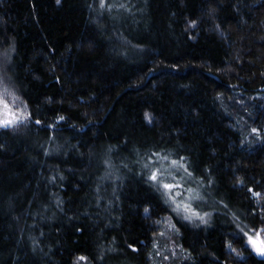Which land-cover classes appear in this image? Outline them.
I'll list each match as a JSON object with an SVG mask.
<instances>
[{
	"label": "trees",
	"instance_id": "1",
	"mask_svg": "<svg viewBox=\"0 0 264 264\" xmlns=\"http://www.w3.org/2000/svg\"><path fill=\"white\" fill-rule=\"evenodd\" d=\"M2 56L0 264L153 263L172 160L217 205L173 264H264V0H0Z\"/></svg>",
	"mask_w": 264,
	"mask_h": 264
},
{
	"label": "rangeland",
	"instance_id": "2",
	"mask_svg": "<svg viewBox=\"0 0 264 264\" xmlns=\"http://www.w3.org/2000/svg\"><path fill=\"white\" fill-rule=\"evenodd\" d=\"M3 60L4 56H2V59L0 61L3 62ZM5 88H7L8 90L7 93L4 91ZM8 92H10V86L8 87L1 84L0 97L6 100L10 107L8 110H5L3 105L0 104V119H13V117L8 114L9 112H12L15 116H20L21 112L17 111V109H23V105L20 101H18V99H16L13 103V96ZM23 120L24 119H22L20 122H22ZM240 120H235V122L238 123V126L241 128V133L243 135V140L246 147L254 146V144L256 143L255 140H257L256 138H258V132H253V128L245 130L246 123L241 122ZM18 123L19 122L14 123L13 125L8 127H12ZM1 128L7 127L0 126V129ZM172 168L173 171L171 173H173L177 177V179L173 180L172 176L168 175L169 172L163 175V179L169 183L183 184V187L173 189L171 191V196L175 197L176 202L190 204L191 208L194 209L195 212H198L201 216H203L204 213H208L209 215L205 217L207 223H202L200 219L197 218L192 212H186L182 207L178 211L174 210L176 208V203H174L170 198L168 190H165L161 186L171 215L163 217L155 227V239L150 254V259L153 261V263L151 262V264H173V262H182L187 258V254L180 248V245L177 243V240L180 237V233L173 220L176 219V221L184 223L189 222L191 223V225L198 228L201 225L208 224L213 219V216L216 213L213 212L214 210H216L217 205L214 203V199L212 197L213 195L210 191V186L202 182H192V179L189 178V176L185 173L184 167L175 165ZM180 177H182L183 179H179ZM188 189H192L194 191L189 192ZM177 193H179V195H177ZM186 216H191L192 218L186 219ZM256 233H259V235L257 236ZM247 234L253 236V239L256 240L258 245L264 246L261 244V242L264 241V225L259 227L253 233ZM244 244L257 258L264 259V255H260L257 253L252 244L248 241V236L245 234ZM76 264H85V260L77 259Z\"/></svg>",
	"mask_w": 264,
	"mask_h": 264
},
{
	"label": "snow or ice",
	"instance_id": "3",
	"mask_svg": "<svg viewBox=\"0 0 264 264\" xmlns=\"http://www.w3.org/2000/svg\"><path fill=\"white\" fill-rule=\"evenodd\" d=\"M59 2H60V0H57V3H59ZM105 2H106V0H100L101 7L105 6ZM189 24L194 26L196 24V21H194V20L193 21H189ZM4 91L7 93V91H8L7 88H5ZM9 94L13 96V103H14L15 100L18 99V97H15L14 93H9ZM0 104L3 105L5 110H8L9 107H10L9 104L7 103V101L4 100L2 97H0ZM24 107L26 108V105ZM17 111L21 112L20 116H15L12 112H9L8 114L10 116H12L13 119H0V126H4V127L11 126L14 123L20 122L22 119H27L31 115L30 113L25 112L21 108H18ZM146 118L150 119V117H148L147 114H146ZM58 119L63 120L64 117H59ZM37 123H39V121H37ZM252 131L253 132H257L258 130L257 129H252ZM154 155H156L161 160H167L168 159V157H166V156L161 158L159 153H155ZM180 159H181V161L183 160V158H180ZM149 160H151V157H149ZM171 164L174 165V166L175 165H179L180 167H184L182 164H180L179 161H176V160H172ZM144 167L148 168L149 165L145 164ZM184 171L185 172L188 171L186 167H184ZM163 175H164V172L162 170V167L161 168H153L151 170V172H150L149 180L154 181L155 183L161 185L165 190H168V194H169L170 198L173 200L174 203H176V208L174 210L178 211L182 207L184 209V211L192 212L197 218L200 219V221L202 223H207V220L205 219V217L209 215L208 213H204L203 216H201L198 212H195L194 209L191 208L190 204L182 203V202H176L175 197L171 196V191L173 189H176V188H182L183 184L166 182L163 179ZM168 175L172 176L173 180L177 179V177L171 172H169ZM188 175H191V173H188ZM179 179L182 180L183 178L180 177ZM188 191L192 192L194 190L188 189ZM177 195H179V193H177ZM254 195L259 196L260 194L259 193H254ZM145 211H147V209ZM185 218L186 219H191L192 217L191 216H186ZM245 235L248 236V241L252 244L253 248L257 251V253L260 254V255H264V246L258 245L256 240L253 239V236L248 235L247 233H245ZM256 235L258 236L259 233H256ZM261 244L264 245V241H262ZM130 247H133V246L130 245ZM80 259L83 260V259H86V258L85 257H80Z\"/></svg>",
	"mask_w": 264,
	"mask_h": 264
}]
</instances>
